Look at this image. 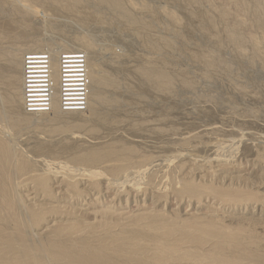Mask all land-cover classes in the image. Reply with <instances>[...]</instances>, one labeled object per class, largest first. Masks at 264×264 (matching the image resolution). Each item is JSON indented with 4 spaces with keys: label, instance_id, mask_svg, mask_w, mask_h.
Here are the masks:
<instances>
[{
    "label": "rangeland",
    "instance_id": "rangeland-1",
    "mask_svg": "<svg viewBox=\"0 0 264 264\" xmlns=\"http://www.w3.org/2000/svg\"><path fill=\"white\" fill-rule=\"evenodd\" d=\"M6 1L0 0V45L9 52L10 48L12 51L13 48L21 47L26 51L25 55L32 51V47L33 50H39L35 53L41 51L52 57L55 50L57 58H70L72 63L68 67L67 94L74 99L82 95L79 98L82 100V107L65 108L60 99L62 85L59 81L57 89L52 85L53 99L55 92L57 93L54 101L58 112L53 113L54 104L45 109L29 111L24 106V99L20 103L17 101L19 104L13 103L17 89L22 94L21 68L17 70L5 59L6 51L0 46V52L3 50L4 54L0 53L3 56L0 58V85H3L0 86V111L4 116L3 111L6 112L10 118L8 115L3 118L10 122L0 120V136L8 141L14 140L12 144L17 143L14 147L20 150L21 156L24 155L23 158L26 157L24 159L29 160L35 170L43 172L47 165L57 169L64 164H71L72 168H87V165H74L72 158L113 143L131 147L142 157L151 160L149 171L155 173L161 188L171 185L170 174L179 180L181 177L178 173L185 169L187 177L194 182L207 186L211 184L209 186L219 190L232 189L242 193L243 198L238 203L223 205V209L226 208L225 212L232 219L242 217L249 226H255L257 232L264 233V34L256 25L250 9L242 14L247 26L242 32V48H238L229 40L227 24L219 15L224 0H120L122 7L135 18L131 23L124 21L98 0H79L78 4L72 6L66 0ZM242 1L249 8L253 3V0ZM228 9L233 13L236 4L230 3ZM207 17L211 18V24ZM36 40L38 46L34 45ZM80 41L86 43L82 44ZM88 43L91 48H88ZM257 43L260 44L256 45ZM41 45L42 48L39 47ZM61 47H65L64 51ZM207 56L213 60L211 67L204 61ZM88 61L96 62L101 74L105 76L106 83L100 84L101 87L91 86L88 81ZM148 66L169 74L175 80L173 88L162 91L148 82L140 72ZM81 84L83 88L79 86ZM14 86L17 89H13ZM95 90L108 101H102L104 104L100 101L92 102V99L90 101L88 94ZM13 117L31 118V124H22L18 128L9 127L8 125L12 126ZM218 146L222 148L218 149ZM215 156L222 157L226 162L228 160L230 165L226 163V166L231 169L218 173H229L231 176L226 174L219 178L214 175L213 178L212 175V181L208 182V179L197 175L200 172L196 167L203 169L206 159H213L214 162ZM220 165L213 163L214 167H226ZM166 173L169 176L161 177ZM136 199L138 198L122 203L126 211L133 212L137 208L154 206L148 198ZM101 201L105 202V199ZM164 202L162 212L180 217L185 215L190 206L187 202H179L172 197L166 198ZM191 209L190 206L188 211ZM261 249L264 253V246ZM244 264L256 263L251 260Z\"/></svg>",
    "mask_w": 264,
    "mask_h": 264
},
{
    "label": "bare ground",
    "instance_id": "bare-ground-1",
    "mask_svg": "<svg viewBox=\"0 0 264 264\" xmlns=\"http://www.w3.org/2000/svg\"><path fill=\"white\" fill-rule=\"evenodd\" d=\"M66 1L69 2L70 6H72L75 5L79 0ZM98 1L111 8L114 12H116L117 15H119V17L124 19V21L126 20L127 22L131 23L135 20L130 12H127L122 7L120 0ZM224 1L225 2L220 8L219 15L227 24L226 33L228 34V38L231 43L235 44L238 48H242L241 42H243L242 40L244 34H242V32L247 26L246 21L242 19V14L249 9V11H252L253 13L251 16L254 17L256 25L261 28L264 34V0H253L250 8L249 5L244 3L242 0ZM230 3L236 4V10L233 13L228 9ZM50 5L52 6V4ZM28 12H30V10ZM38 16L40 17V15ZM79 17L81 18V16ZM207 21L209 24L212 23L210 17H207ZM42 26L43 25H41V27ZM18 28L19 27H17V29ZM26 28H28V26ZM36 41H34V45L38 46V41ZM253 41L254 43L257 42L255 38H253ZM16 42H18V39ZM27 42L28 41H26V43ZM83 42L86 43L85 41H82L81 43L83 44ZM59 43L60 42H58V44ZM259 44L260 43H257L256 45ZM87 45L90 44L88 43ZM35 46L33 48H35ZM39 47L42 48V45ZM20 48H13L12 51L10 48L9 52L4 47L6 51L4 53H6L5 59L15 66L17 70L21 68V82H23L24 78L22 75V61L25 60L26 51ZM27 48L25 49L28 51ZM63 48L65 49V47ZM88 48H91V45L90 47L88 46ZM36 49L33 50L31 47V50L34 53L31 51L28 54H36L35 52L39 51ZM59 50L57 52H59ZM53 51L54 54H51L52 57L50 64L48 62V73L53 87L57 89L56 87H58L59 81L61 82V78H63V76L61 77L62 74H60L61 67L63 66V63L67 64L69 62L67 61V58H64L65 61L64 59L57 58V54L55 55V50ZM0 53L2 54L3 50ZM2 55L4 56V54ZM205 57L204 61L206 65L211 67L213 63L212 58L208 56V58ZM87 63V77L91 86L105 84L106 78L101 74L96 62L88 61ZM251 64L253 65L254 63ZM140 72L148 80V82H151L162 91L171 90L173 88V81L175 80H172L173 78H171L169 74L160 69L153 68V66H148L141 69ZM106 77L108 78V76ZM112 83H114V81ZM14 88L15 86L13 89ZM21 91L22 94L20 90L17 89L16 94H14L15 102L13 103H16L17 101L19 103L21 101L23 102L24 87L22 83ZM56 94L57 93L55 92L54 99L57 98ZM88 95L89 100H93L92 102L108 101L104 97L97 94L96 90L92 91ZM4 101L6 102V100ZM90 101L88 104H90ZM53 104V113L58 112L56 101H53ZM61 111L63 112V110ZM3 113H5V116L8 115L4 111ZM5 116L0 111V120H2ZM7 117L9 118V115ZM30 119L31 118L27 117H15L11 120L12 126H8L18 128L22 124L30 125ZM3 120L10 122L8 119ZM42 123L45 122L42 121ZM51 128L54 129L52 126ZM2 137L0 136V264H244L245 262L247 263L251 260L256 264H264V253L263 249H261L264 246V233L260 234L257 232L255 226H249V224L243 221L242 217H234L235 219H232L230 217L231 215L228 214V212H225L226 208L224 207L225 209H223V205L238 203L239 200L243 198V195H241L242 193H239L236 190H219L215 189L213 186H209L211 184L207 186L204 183L194 182L189 177H187L185 169H181V173H178V175L181 177L179 180L170 174L171 185L168 188H161L158 186L155 173L149 171V166L151 165V160L149 158L142 157L135 149L131 147L129 148L114 143L106 145L103 148H95V150L85 154L76 155L72 158L71 162L74 165H87L89 166L87 168H85L86 166H81L83 168H80L79 166L75 168L74 166V168H72L70 167L71 164L70 166L64 164V166L56 169L55 167L47 165V167L44 168L45 171L38 172L37 169L35 170L31 163H29V160L24 159L26 157L23 158L24 155L21 156L19 153L20 150L18 151V149L14 147L15 144L17 145V143L14 145L12 144L15 142L14 140L12 142V140L8 141L6 138L3 139ZM220 147L221 146H218V149ZM212 161L213 159H206V164L203 163V169L196 167V169H198L200 172L197 174L199 177L208 179L207 181L211 182L212 175L213 178L214 175L219 178L221 175H230L229 173H218L228 172L231 170L230 166H226L228 160L226 162V160H222V157L216 158L215 156V161ZM52 163L54 164V162ZM213 163H216V165L221 164L226 167H214ZM97 168H100V170ZM165 176H169V173L161 175V177ZM99 193L101 194L99 195ZM100 197L103 200L105 199V202H102ZM168 197H172L179 202H187V204L192 208L191 211H188L190 210L189 206V209L186 211L183 217H180L176 214L169 215L162 212L163 202ZM132 198H148L154 206L137 208V204V209L135 208V211L128 212V210H125L122 203ZM239 205L240 204H238V206ZM230 220L232 221L231 223H225ZM245 225L249 227H245Z\"/></svg>",
    "mask_w": 264,
    "mask_h": 264
},
{
    "label": "built area",
    "instance_id": "built-area-1",
    "mask_svg": "<svg viewBox=\"0 0 264 264\" xmlns=\"http://www.w3.org/2000/svg\"><path fill=\"white\" fill-rule=\"evenodd\" d=\"M25 56H26L25 60L22 61V65H23L22 75L24 78L22 82L24 87V105L26 109L29 111L45 109L46 107L53 105V101H54L53 92H52V83L50 81L49 73H48V62L50 64L51 57H49L50 55L47 56L43 52H39L36 54H28ZM69 59L70 58H67V61L69 63L67 64L63 63V66L61 67L60 74H62L61 77L63 76V78H61V82H60V84L62 85L60 91L61 94L60 99L62 105L65 108H71V107L79 108L82 107V100L79 99L82 97V95H78L74 99V98H69L67 94L68 84H66V80H68V67L72 63V61ZM80 77L82 78L83 75H81ZM79 86L83 88L82 84Z\"/></svg>",
    "mask_w": 264,
    "mask_h": 264
}]
</instances>
